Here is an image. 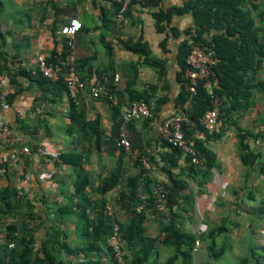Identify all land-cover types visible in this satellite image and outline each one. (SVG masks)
I'll use <instances>...</instances> for the list:
<instances>
[{"label": "trees", "instance_id": "16d2710c", "mask_svg": "<svg viewBox=\"0 0 264 264\" xmlns=\"http://www.w3.org/2000/svg\"><path fill=\"white\" fill-rule=\"evenodd\" d=\"M85 1L34 0L18 4L14 0H0V120H3L4 111L8 109L11 117L14 116L15 125L4 122L12 131V137L38 136L42 130L47 135L51 132L47 117L53 116L56 107L64 106L63 100L66 101L69 123L64 132L69 139V149L53 163L57 166L61 162L74 172L73 190L66 195L67 202L59 206L57 196L47 203L43 197L41 200L45 208L39 212L38 206L43 208L44 203L38 204L37 199L30 196L32 192L20 186L28 182L27 169L17 173L15 163L9 155H5L9 150H16L19 157L24 159L25 166H28L32 155H41L39 146L30 143L2 144L0 141V153L6 158L0 155V264H61V255H75L77 252L85 260H90L91 253L98 259L104 255L106 263L97 261L96 264H118L106 246L114 223L119 226L125 264H154L159 241L162 246L172 250L165 264H193V253L199 247L196 242L205 243L209 256L217 258L230 249H226L229 229L225 221L218 224L205 220L204 223L209 226L207 232L199 233L197 229L191 232L183 228L181 213L193 210L195 197L190 182L201 191L210 182L212 169L217 168L215 155L205 144L207 139L196 138L203 132L200 119L211 108V99L218 101L219 118L222 120L227 116L226 109L234 108L247 98L245 94L249 92V83L264 88V82H258L256 78L258 71L264 67V0H184L170 8L161 6V0H130L127 3L123 19L131 26L139 25L134 18V7L155 10L150 17L153 28L157 34L164 36L159 48L163 54L173 55L174 79L178 85L177 93L171 97L176 113L167 118L180 116L187 119L182 130L193 154H185L175 145L163 142L165 151L160 155L161 163L155 164L166 177L165 181L152 178L144 169L143 161L153 160L148 152L150 140L135 130V124L141 120L126 121L124 112L131 104L143 102L150 106L153 114L151 119L145 120L144 125L151 124L159 117L158 111L170 101L169 95L158 97V85L155 84L137 91V68L139 64L152 68L157 80L163 81V91H169L166 81L168 60L156 57L142 35L123 38L121 26L125 22L119 23L116 19L122 3L101 0L103 4L98 9L97 19L102 22L98 29L103 30L100 29L99 40L110 58V65L91 83L93 80L88 75L91 66L86 68L90 61L84 58L82 48L79 49L81 39L92 32L86 23L89 13L84 8ZM6 7L13 9L14 13L11 14ZM183 15L190 16V26L183 31L173 28L171 18ZM6 17L14 20L16 27H24L23 30L38 24V32L32 37L26 35L16 39L13 32L2 28L1 20ZM74 18L81 23L79 31L72 37L60 34L61 28ZM50 19L52 22L46 23ZM26 22L28 25H25ZM42 34L51 37L53 45L45 56L39 54L42 51L33 53L30 50L31 43ZM171 36L176 41L172 49L167 47L171 46L168 43ZM192 46L212 52L214 59L208 77L199 83L195 94L185 89L183 79L186 58ZM117 49L137 56V63L131 61L127 65H114L113 57ZM70 54L75 57V73L84 84L77 102L66 95L64 82ZM40 58H44L47 66L58 67L56 81L43 76L39 68ZM117 74L119 79L115 82ZM120 74L122 77L132 75L128 79L123 78L122 82ZM95 87H103L105 91L92 97L91 90ZM30 91L38 94L33 99L31 110L25 116L14 112ZM110 97L116 98L117 103L113 104ZM84 98L101 102L107 107L111 124L108 134L101 123V115L90 116ZM42 104L46 107L40 111ZM121 134L129 143L128 151L118 143ZM219 134L205 136L217 138ZM24 147L28 148L29 154H21ZM116 154L119 155L118 159L125 158L132 162L131 168L120 164L104 177L97 175L96 184L88 169L93 164L92 157L114 158ZM193 158L196 164L192 163ZM255 158L243 155L242 162L246 166L253 165ZM60 191L62 193L63 190ZM112 192H116L114 198L110 195ZM161 195L166 199L164 215L158 210ZM94 196L97 197L96 201ZM108 204L112 206L111 216L104 212ZM259 209L264 213V205ZM149 221L159 223L158 236L148 235L146 224ZM67 223L75 224L82 231L78 230L75 249H70L68 232L63 229ZM40 229L45 234L38 247L37 231ZM220 238L225 239L224 242L221 243ZM237 264H264V243L259 249L252 246L241 254Z\"/></svg>", "mask_w": 264, "mask_h": 264}, {"label": "crops", "instance_id": "0c3cea01", "mask_svg": "<svg viewBox=\"0 0 264 264\" xmlns=\"http://www.w3.org/2000/svg\"><path fill=\"white\" fill-rule=\"evenodd\" d=\"M183 1L184 0H161V6L170 8L180 5ZM102 4L103 3L101 0H86L84 2V8L89 13V15H92V17L94 16V19H97L98 9ZM95 5L98 7L97 9ZM107 7L109 8V6ZM153 11L155 10L141 8L140 6L134 7V18L139 21V25L131 26L127 23V20H125V25L121 26V24H117V26H121L123 38H126L127 36L142 35L144 40L149 42L152 52L156 57L160 59L166 58L168 60V74L166 81L169 84V91H163V81L157 80V75L154 71L140 64L138 68L137 84L135 86L137 91H141L149 84L158 85V97L168 94L170 98V101L166 105H163L160 111H158L157 115L159 117L151 122V124L144 125L145 120H141L135 124V130L145 134L150 140L151 144L148 152L151 153L153 160L151 161L148 159V161H143L144 169L152 178L157 179L158 181H165L166 177L163 175L162 171L156 167V164L161 163L160 155H162L165 151V148L163 147L164 145L162 144L165 141H163V139L159 136L158 127L167 117L173 115V113H176L172 103L173 99H171V97L175 96L177 93L178 85L174 79L175 69L173 64V55L170 53L163 54L159 48V44L164 36L157 34L153 28V20L150 18ZM77 18L80 20L78 16ZM97 20L99 24L92 29V36L94 37V40L92 39L93 37L91 39L89 38V35H91L90 33L88 36H85L84 39H81V44L79 47V49L82 48L83 50L84 58H88V61H90L89 64L86 63V68L91 66V71L88 72L90 79L93 80L91 83H94L93 78H96L101 71H104L110 65L109 57H107V62L104 61V57L107 56V53L104 52L102 44L99 40V35L101 33L100 29L102 28L98 29V27L102 26V22L99 21V19ZM51 22L52 20L50 19L46 23ZM190 24L191 21L189 15L171 18V26L173 28L179 29L180 31H183L189 27ZM40 37V44L38 42L39 38L35 40L33 44H31L34 45L35 53L42 51V54H39L45 56L53 49L52 39L51 37H47L45 34L40 35ZM175 42L176 41L171 36L168 41L171 46L167 47H171L170 49H172V46ZM41 45L43 46L42 48ZM95 48H98V50L94 51ZM58 49L60 50V47ZM30 50H32V47ZM97 55L98 58L96 57ZM123 55L127 56V58H132L133 60L131 61L133 62L137 63L138 61L137 56L117 49L113 57L115 61L114 65L118 66L123 63L127 65L129 63L119 62L118 59L123 57ZM93 56L95 57L93 58ZM131 75L132 74H125V77H122L120 74V80L122 79L123 82V78L128 79L131 77ZM256 78L258 82H264V67L258 71ZM207 86H209V84H207ZM247 90H249V92L245 94L247 97L246 99L244 98L240 103L236 104L234 108L226 109L227 116L225 119L220 120L221 132L220 134L218 133L219 136L217 138H208L205 136L206 134H203V132L196 136V138L199 140L207 139L205 144L208 149L214 153L217 164V168L212 169V175L210 176L211 187L209 189L205 188L206 185H204L200 191L196 184L193 182L190 184L191 192L196 198L195 205L201 201L206 202V205L208 204V206H204L202 208L200 207L201 204L199 203L197 209L195 208V210L198 212L199 219H205L213 223L221 224V222H224L227 219H235L233 217L224 218L226 214L231 213L238 216H240V214H250L248 215L249 220L254 221L257 208H259L261 204L264 205V88L255 87L253 83H249V89L247 88ZM37 95H34L31 91L28 92L23 100L16 106L14 112L25 116L26 113L31 110L33 99L38 97ZM65 102L66 101L63 100L64 106L62 107H60V105L57 107L55 106L56 109L53 113V116L47 117L48 125L51 128L50 133L46 135V131L42 130V133L38 136L26 137L23 135L21 138L22 144L30 143L31 145L39 146L41 152V155H32L30 164L28 166H25L24 162V169L26 168V171H28L30 175L28 174V182L23 183V187L27 188L26 191L30 190V192H32L30 196H33L35 199H37L38 204L44 203V201L41 200L43 197L46 198L45 203H47L51 202L52 200L54 201L57 196V204L61 206L67 202L66 198L68 196L66 197V195L73 190L72 180L74 178V172L72 168L63 166L61 162H58L59 164L57 166H55L53 163L54 160H58V156L60 154L65 153L66 150L69 149V139L66 137L64 132L66 125L69 123L65 111ZM84 103L86 104L91 117L95 116V114L101 115V123L104 129L107 131L106 134H108L109 130L111 129V124L109 123L107 107L103 103L101 104V102L92 101L90 98H84ZM228 106L230 107V105ZM45 107L46 106L42 104L39 110L43 111ZM30 117H32V115ZM13 118L14 116L12 115L11 117L10 111L6 109L1 119L8 122L10 125H15V120ZM30 121L31 120H29V122ZM2 154L3 153H0V155ZM243 155H252L253 157L255 156L256 158L254 164L247 166L243 164ZM115 156L116 157L114 158L105 156H100L99 158L96 156L92 157L93 164L88 169L91 171L93 180H96V184L98 183L97 175L100 174L101 177H104L106 173L115 169L120 164L124 167H127L128 169L131 168V164H133L132 162H129L125 158L118 159V154ZM60 189L63 190L62 193H64V195H62ZM87 189L89 191V188ZM110 195L114 198L116 196V192H112ZM93 199L96 201L97 197L94 196ZM218 202H221V204L226 206L220 207L218 205H214ZM45 203L43 208L38 206L39 212L44 211ZM186 213L187 212L181 213L182 218ZM183 220H185V218H183ZM146 226L147 233L150 237L158 236L159 223L157 224L149 221ZM200 226L197 228V232ZM246 226H248V223H246ZM63 229L68 232V244L70 249H75V238L79 234L77 226H75L73 223H67L66 227ZM230 233L231 231L227 232L230 240L227 239L226 243L229 246L234 247L236 250L238 247L237 243L239 242H236L237 237L235 234ZM44 234L45 233L41 229L37 231L38 237L36 246L39 247L41 237H44ZM248 234L256 236V243L254 246L259 249V246L263 245L264 243V231L261 229L258 232H248ZM224 240L225 239L223 238L219 239L221 243L224 242ZM246 244L247 243L245 242V248ZM204 245L205 243H200V246L197 248L196 252L193 253V255L197 253L202 247H204ZM251 247L252 246H250L249 242L247 250ZM156 250L157 256L154 264H165V261L170 257L171 254L170 248L162 246L161 242L159 241L157 243ZM89 259L90 260H85V258H83L79 252H77L75 255L73 253L61 255L59 263L96 264L97 261H101L103 263H106L105 261H107L104 255H101L98 259V257H96V255L93 253H91V257Z\"/></svg>", "mask_w": 264, "mask_h": 264}, {"label": "built area", "instance_id": "2783aa9c", "mask_svg": "<svg viewBox=\"0 0 264 264\" xmlns=\"http://www.w3.org/2000/svg\"><path fill=\"white\" fill-rule=\"evenodd\" d=\"M117 3H122L121 9L116 17L117 21L125 22L124 13L126 10V5L130 0H114ZM138 2L142 0H136ZM81 28V23L77 18L71 19V21L64 25L61 28L60 34L64 36L72 37L74 36L79 29ZM40 71L43 76L46 77L50 81H56L58 79V67L54 65L47 66L44 58H40ZM75 61V57L73 54H70L67 58V72L64 78L65 86L67 89V96L73 101L77 102V98L79 94L83 92L84 84L80 82L77 77L73 63ZM214 64L213 54L212 52L200 48L198 46H192L190 52L186 58V70L184 74V82L185 89L195 94L196 89L200 82L205 80L210 72L211 66ZM119 79V75H115V82ZM6 85V83H4ZM92 97L99 96L102 92L105 91L103 87H95L92 90ZM113 101V104L117 103L116 98L110 97ZM211 108L205 112V114L200 119V125L203 129V134L214 135L220 133L221 130V121L219 118V108L218 101L215 99H211ZM153 116L151 108L146 103H133L130 107L125 109L124 119L126 121L131 120H148ZM187 122V119L180 116H173L165 119L158 127L159 136L166 142L175 145L178 149L183 151L185 154H193L190 147L187 144V141L184 138V133L182 130L183 123ZM121 140L118 141L120 145H122L125 150H129V143L122 137ZM0 141L2 144H17L21 143V138L12 137V131L6 126L3 120H0ZM22 144V143H21ZM21 154L27 155L29 154V150L27 147H24L21 151ZM6 156L9 155V158L15 164V169L17 173H20L24 169V159L19 157L16 150H9ZM5 155L3 158H5ZM6 159V158H5ZM192 163H197L196 159H192ZM23 183L20 184L22 186ZM166 193V192H164ZM164 195V194H163ZM161 195L158 199L159 205L158 210L165 214L166 209V199ZM105 214L107 216L112 215V206L107 205L105 208ZM205 229L202 227L199 229V233H203ZM123 242L120 238L119 226L117 224H113V230L110 237L107 239L106 246L110 249V254L113 259L116 260L118 264H125L124 261V251L122 249ZM196 246H200V243L196 242ZM12 245H10V248Z\"/></svg>", "mask_w": 264, "mask_h": 264}, {"label": "rangeland", "instance_id": "374dc122", "mask_svg": "<svg viewBox=\"0 0 264 264\" xmlns=\"http://www.w3.org/2000/svg\"><path fill=\"white\" fill-rule=\"evenodd\" d=\"M14 1H15V3L20 4L21 2L22 3L33 2L34 0H14ZM7 10L11 14L14 13L13 9L7 8ZM6 18H8V17H6ZM6 18L1 20V22L3 23L2 28L7 30V31L13 32L12 35L16 39L23 38L26 35L32 37V36H34L36 34V32H38V29H39L38 24L36 26H34V27H27L25 30H23L24 27H16L15 24H14V20L9 19V18L6 20ZM86 18H87L86 19V23H87L88 27L91 28V30L96 25L99 24L98 20L94 19V16L92 17V15H89ZM25 25H28V23L26 22ZM92 37L93 36H92V32H91V35H89V38L91 39ZM40 39H41V37H39V40H38L39 44L41 43ZM92 39L94 40V37ZM32 44H31V47H32L31 51L34 52L35 48H34V45H32ZM42 47L43 46L41 45V48ZM97 50H98V48L94 49V51H97ZM96 57L98 58V55ZM107 57L108 56L104 57L105 58L104 61H106V62H107ZM28 60H29V58H28ZM118 60H119V62H130L133 59L132 58H127V56L123 55V57H120ZM106 62H104V63H106ZM138 68H139V66H138ZM148 69H151L152 71H154L152 68L148 67ZM59 131H60V129H59ZM190 184H192V182H190ZM205 185H206L205 188L209 189L211 187L210 182H207ZM195 203H196V198H194V205H193V209L194 210L190 211L189 213L184 214L185 216L183 215V218H185V220H183V222L181 221L183 223V225H182L183 228L185 230H190L191 232H193V230H196L205 221V219H199L198 212H197V210H195V208L197 209V206L199 205V203L201 204L200 207H202V208L204 206H208V204L206 205V202H204V201L203 202L201 201V202L197 203L196 205H195ZM214 205H218L220 207L226 206V205L221 204V202H218V203H216ZM261 206H263V205L261 204L259 206V208ZM259 208H257L256 214H255V217H254V221L253 220H249L248 215H250V214H248V215L240 214V216H238V215L229 213V214H226L224 216V218H228V217L235 218V219H230V220L227 219L225 221V224L227 225V227L229 229L228 232L231 231L230 234H235V236L237 237L236 238L237 239L236 242H239V243H237L238 247H237L236 250H235L234 247L227 245L226 249L228 247H230V249H228L222 255H219L217 258H214L213 256L212 257L209 256V253L206 250V248H205L206 245H205V247H202L197 253H195L193 255L194 256L193 264H237V260H238L239 256L241 254H243V253L245 254V252L247 251L248 243L250 242V246H254V244L256 243V239H255L256 236H252L251 234H248V232H251V231H257L258 232L261 229L264 231V215H263L264 213H263V211H262V213L259 212V210H260ZM183 218H181V220ZM246 223H248V226H246ZM200 227L205 229V232H207L208 229H209V226L206 225L205 223L203 225H201ZM77 230L82 232L79 228H77ZM245 242L247 243L246 244V248H245ZM219 248H220V244H218V249ZM223 248H225V247H223ZM256 249H258V248H256ZM242 250H244V251H242ZM170 251L172 253L171 249H170ZM259 252L261 253L262 251L259 250ZM160 264H162V263H160Z\"/></svg>", "mask_w": 264, "mask_h": 264}, {"label": "clouds", "instance_id": "9594fccd", "mask_svg": "<svg viewBox=\"0 0 264 264\" xmlns=\"http://www.w3.org/2000/svg\"><path fill=\"white\" fill-rule=\"evenodd\" d=\"M202 225H203V224H202ZM200 228H201V227H200ZM200 228H199V229H200ZM204 232H205V231H204Z\"/></svg>", "mask_w": 264, "mask_h": 264}]
</instances>
